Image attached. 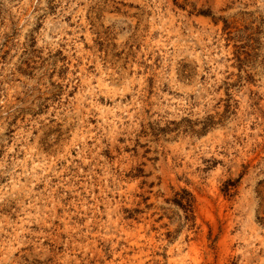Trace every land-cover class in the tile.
Returning <instances> with one entry per match:
<instances>
[{"label":"rangeland","instance_id":"1","mask_svg":"<svg viewBox=\"0 0 264 264\" xmlns=\"http://www.w3.org/2000/svg\"><path fill=\"white\" fill-rule=\"evenodd\" d=\"M0 264H264V0H0Z\"/></svg>","mask_w":264,"mask_h":264}]
</instances>
